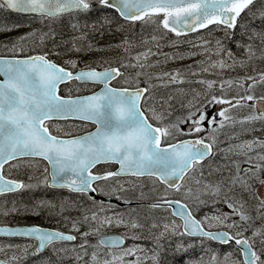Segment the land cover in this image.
Wrapping results in <instances>:
<instances>
[{
	"label": "rangeland",
	"instance_id": "obj_1",
	"mask_svg": "<svg viewBox=\"0 0 264 264\" xmlns=\"http://www.w3.org/2000/svg\"><path fill=\"white\" fill-rule=\"evenodd\" d=\"M93 2L97 3L98 0H92ZM253 10L250 9L248 12L249 16L247 14L242 22L243 26L237 29L240 36L249 38L254 30L260 32L262 30L261 28H264V20L262 19L256 22L258 26L245 25V22L255 20L260 16L258 11L253 12ZM3 11V8H0V51H5L1 49L3 47L11 49L19 38L27 36L28 38L26 40L16 43L15 53H19L22 47L26 52H39L45 47V42L49 40V37L55 38L58 32L62 33L63 39L58 41L59 45L56 46L59 48L60 53L63 52V55L59 59L61 62L76 61V67L87 66L90 68L108 67L112 65L119 66L125 73L123 76L125 84L130 86L144 82L150 83L154 89L149 95L148 109H154L158 116L162 115V119L159 120L160 123H168L165 124L166 126L176 124L182 130L176 133V136H171L173 140L184 137L186 132L184 125L191 123V121L186 123L180 122L181 119L187 116L190 110V101L197 106L207 105V101L213 95L217 97L221 96L225 99L235 98V95H239V98L251 95L255 99H264V83H255L256 85L254 87L248 89V85H246L248 82L245 80L246 77L252 76L264 69V56H260V60H244L240 59L241 56L237 55L234 51H231L236 61L234 67L220 69L219 66L215 68L210 66L213 62H217L221 58L227 64H233V60L229 59L227 55L221 57L230 51L229 47L226 48L224 46V54H220L216 58L211 56V53L216 50V52L220 51V48L218 49V46L217 48L208 47L212 43L216 42L214 44L216 45L217 41L222 42L226 38L228 40L235 39L238 36L237 31L232 32V30L225 31L221 30L222 28H213L211 31L201 35L175 38L174 36H167L166 31L161 28L151 27V24H158L160 21L157 16H153L151 18L147 17L139 25H136L145 28L141 36L137 38V34L130 35V31L132 30L130 29V24L124 26V24L117 23V31L114 30L116 24L111 22L114 20L111 18L105 20L110 23L100 21L102 23L101 34H104L106 40L103 41L104 43H101V39L98 36H96V39L92 38L94 40L93 42H86L87 29H93L94 26H89L90 20L84 22L80 20V16L77 14L49 20L43 17H35L37 22L34 23L33 18L13 22L16 19L2 14ZM100 14L106 15L103 12ZM96 17L99 18V15ZM247 17H249L248 20ZM36 25L43 28L38 35L33 36L34 32H32V27ZM73 25H76V27L74 28ZM77 27L81 31L80 36H85V40H79L78 37L69 36V33ZM7 29L11 30L9 31ZM132 32H136V30L134 29ZM242 32H246L247 34L244 35ZM229 33L232 34L229 35ZM153 37H156L158 43L161 42L163 47H159L155 53H150L147 59L141 56L140 64L143 65L141 67L134 57L146 52L147 49L145 47L152 46L151 48H154L158 46V44L154 45L156 40ZM131 41L136 42L131 43ZM138 41L140 42L138 43ZM10 49H7V51L14 53ZM66 64L69 65L68 63ZM204 68H208V71H203L202 69ZM166 73L173 75L179 73V75L176 81L172 82L170 81V77L165 75ZM197 79L199 81H195ZM228 80H239L244 83V87H238L234 83L231 87L225 84L224 91H221L216 86L209 90L205 84L200 83V81H215L219 83ZM249 83L252 84V81H249ZM198 89L202 91L201 95L197 92ZM240 89L241 92L239 93ZM185 90H191L185 93V96L187 95L189 99L182 101L179 97L184 94ZM252 101L241 100L240 106L231 108L227 104H211L203 108L207 117L211 118L215 116L217 122L221 119L218 115L220 110L224 107L229 108L226 115L230 116L231 119L225 120L221 126L219 123L209 125L208 119L206 118L202 125L205 131L200 133L191 131L195 135L201 134L210 140L213 139L218 145V154L212 160L198 167L188 177V181L185 185L183 184L179 192L164 189L162 186L157 185L158 183L154 179L145 178L144 180H134L130 178L115 179L100 183L97 186L99 193L105 197H114L127 201H134V199L130 198L134 193V198H140L147 203L160 200L161 196L164 195L170 197L180 196L187 200H192V197L196 195L192 194L193 187L196 186L194 179L200 178V183L198 184L197 182V185L202 186L205 181L209 185H213L214 182L221 180V191L217 196L210 195L205 190V187L201 188L204 193L205 191L208 192L210 199L206 200L205 203L203 201L192 202L194 213L196 212V216L202 218L207 226L212 228H226L225 225L233 221L239 223L238 220L232 219L235 215L228 212L229 208L227 204L232 203L237 206L243 204L246 214L252 217V220L249 221L250 226H248L247 231H244V226L232 229L235 233L237 231H244V235L250 237L254 231L250 229L256 224L261 223L259 225L260 229L264 228V219L259 215V212L263 211L264 208L261 207V200L256 195V188L259 186L260 181L264 179V159L260 158L264 156V147L253 145L252 150L249 151L246 148L241 150L236 147L246 142L232 143L233 140H240L243 134H245L244 138L246 140L250 141V139H254L256 136L258 141L264 142V119H247L250 116L261 114L256 111L251 103ZM184 107H187V110ZM83 128L84 126L76 124L56 126L57 131L62 134L78 133ZM173 131L175 130L173 129ZM255 148H260V152L253 153L252 151ZM237 157L240 158L242 164L238 171L233 167L238 166L239 162L236 161ZM245 165L252 166V168L242 172L241 169ZM257 165L260 166L259 169L255 167ZM210 166L215 169L212 170ZM45 170L41 164H37L31 170V174L37 179L35 181L36 186L47 179ZM218 172H225L230 176L229 178H224L225 183H229V185L224 184L222 178L215 177ZM238 174L246 182L232 184L233 178ZM207 178H214V180L208 181ZM199 189L196 188V190L200 191ZM30 193L32 192H27L13 201L6 197L0 198V224H36L43 221L45 223L42 224L53 227L73 229L72 224L76 222L79 231L73 230L78 232L82 236V239L76 244L52 246L43 255L37 253V247L32 242H28V244L0 243V258L8 261L9 264H21L20 261L29 258V256H32L31 264H103L105 259L111 258L110 251L115 255H119L122 251V249L109 250L101 245L99 237L108 233H121L129 239H132L130 245L126 248H137L136 255L125 257V261L135 260L139 257V264H208L206 259L199 262H187L185 260L184 262L174 258L173 254L183 247L179 244L180 237L178 236H180V226L178 222L169 219V216L170 218L172 216L168 210L153 208L147 203L141 206L120 208L115 203L105 205L101 202L93 203L92 208L88 209L79 204L81 197H71L62 192L50 193L48 190L37 195ZM208 207H214V210L208 209ZM60 210L63 211L61 212ZM93 212L99 214V219L96 221H85L84 217H90ZM221 213L228 214V217L223 219V222H218L217 219H213V217L220 216ZM104 217L111 218L113 224L99 227V230L96 231L95 229L98 227L100 219ZM205 217L208 219L206 220ZM119 219H122L124 224L116 226L115 221ZM133 222L138 227L132 228L125 226ZM165 225L169 226L168 229H165ZM174 231L178 235L175 238L178 247L175 250L173 248L165 250V235L166 233L174 234ZM86 232L89 235L84 236L83 233ZM137 240H144L145 244H140ZM85 242L86 245L82 248L81 244ZM254 246L261 257L264 258V244L261 243L259 236L256 238ZM162 251L168 252L164 254ZM93 254L96 256L95 262L92 259ZM231 257L233 256L228 255V258ZM216 264L231 263L226 258Z\"/></svg>",
	"mask_w": 264,
	"mask_h": 264
},
{
	"label": "snow or ice",
	"instance_id": "obj_2",
	"mask_svg": "<svg viewBox=\"0 0 264 264\" xmlns=\"http://www.w3.org/2000/svg\"><path fill=\"white\" fill-rule=\"evenodd\" d=\"M92 0H0V8H8L15 12L35 14L41 17L55 18L72 12H87L90 10ZM104 7L114 9L121 17L129 21L143 20L145 17L160 16L159 23L169 32H174L177 36L187 32H195L198 29L206 28L210 24L222 26L221 30L235 29L237 19L245 9L254 3V0H98ZM264 20V12L260 13ZM75 28L76 25H73ZM11 30V29H7ZM232 33H229L231 35ZM28 37H21L16 41L26 40ZM258 38L264 43V30L253 31L249 39ZM155 39V37H153ZM16 43L10 49L16 52ZM217 46L223 51L220 41ZM245 47L248 58L256 55L253 46L240 45ZM22 50V49H21ZM79 50V49H77ZM264 53V49H261ZM151 49L140 53L134 59L140 64V57L147 59ZM217 52L216 55H220ZM233 64H227L221 58L213 62L210 66L220 69L234 67L236 64L233 53H225ZM71 68L76 67V61H66ZM128 66V65H122ZM135 66V65H131ZM143 67L142 64H140ZM208 71V68L202 69ZM122 75L118 68L96 71L87 68L79 72L73 71L57 65L47 59V55L29 56L26 59H0V196L6 193H14L19 190L29 188L22 181L8 179L4 175V166L10 161L20 158L40 157L47 160L53 167L52 187L68 188L77 193L96 192L93 185L101 180H108L111 177H119L125 174L134 176H155L161 183L166 184L169 189L179 192L181 181L184 176L200 164L212 152V143L207 142V137L196 138L194 140H181L178 143L168 144L161 147V140H167L182 130L178 125L173 124L163 127H154L140 105L143 100L147 103L145 93L147 88L137 86L134 90L116 89L110 87V83L117 76ZM170 81L175 82L179 73L175 75L166 73ZM77 80L82 82H92L102 85L100 92L91 96L62 99L57 94L59 85L67 81ZM246 81L264 83V73L260 74V79L246 77ZM206 85L207 89L214 86L224 91V85L231 87L234 83L238 87H244V83L239 80H228L224 82L200 81ZM248 85V89L252 87ZM251 95L242 96L239 99H225L213 95L207 101L211 104H227L229 108L240 106L241 100H254ZM207 105L197 106L189 102V112L181 119V123L191 121V130L195 133L205 131L203 122L208 119L209 125L219 123L223 125L225 120L231 119L226 115L229 108L219 112L221 117L217 122L216 117H207L203 108ZM152 118L157 121L162 119L154 109ZM56 117H76L83 121H91L97 125L96 131L82 137L60 139L50 134L44 122ZM248 120L264 119V113L250 116ZM173 129L175 131H173ZM253 145L264 147V142L251 141L236 146L243 150H252ZM264 159V156L260 157ZM115 161L120 165L119 170L107 172L104 175L94 174L91 170L101 162ZM259 169V165L255 166ZM71 175H68V174ZM244 183L239 174L233 178L232 184ZM43 183H48L47 180ZM199 183V182H198ZM264 184V180L261 181ZM205 190L212 196H217L221 188L216 185H205ZM190 191V190H189ZM199 199V198H197ZM164 205L171 207L175 205L172 215L183 220V231L180 235L199 236L209 240H219L223 243L234 241L239 246V253L243 257L242 264H264V258L255 249L256 238H261L264 244V228L256 229L250 237L244 235L248 230L249 221L252 220L244 211V205L239 206L228 203L231 213L239 218V223L233 221L225 226L229 229L244 226V231H237L235 234L229 232L212 233L205 230L203 221L197 220L189 210L187 204L179 200H168L166 195L161 196L160 202L153 204V208ZM261 207L264 208V197L261 198ZM264 219V211L259 212ZM228 214L221 213L217 219L223 222ZM85 221H96L99 214L93 212L92 215L85 216ZM207 220L208 218L205 217ZM113 220L108 217L100 219L98 227L109 226ZM116 226L124 224L122 219L115 221ZM132 228L138 227L136 223H131ZM165 225V229H168ZM76 231L79 229L76 222L72 224ZM0 233L10 236H22L37 241V252H42L49 245L57 241H74L76 236L65 234L60 231L44 230L38 226L24 228H0ZM175 234V231H174ZM84 236L89 233H83ZM100 243L107 249L122 248L123 237L108 238ZM85 243L81 244L84 248ZM137 248H123L119 255L112 254L111 258L105 259L103 264H139V257L135 260L125 261V257L135 256ZM93 261L96 256L93 254ZM216 258L212 261L215 264ZM4 264V261H0ZM240 264V262H237Z\"/></svg>",
	"mask_w": 264,
	"mask_h": 264
},
{
	"label": "flooded vegetation",
	"instance_id": "obj_3",
	"mask_svg": "<svg viewBox=\"0 0 264 264\" xmlns=\"http://www.w3.org/2000/svg\"><path fill=\"white\" fill-rule=\"evenodd\" d=\"M106 13V15H102L100 13ZM111 11L109 8L104 7L102 5H100L98 2H93L91 3V7L90 10H88L87 12H81V18L80 20H82L83 22L86 20H90L89 21V26L92 27L94 26V28H88V32L86 33L87 35V40L86 42H93L94 40H92V38L96 39V36H98L101 39V43H104L103 41L105 40V36L104 34H101V30H102V23H100V21H102L103 23H110L109 21H105L108 19H111V15H110ZM97 15H99V18L96 17ZM103 17L104 20H103ZM61 18V16L55 17V18H45L46 20L49 19H59ZM97 18V19H96ZM96 19V20H95ZM112 22V21H111ZM81 31L78 29L76 34L79 39L81 40H85V36H80ZM63 39V34L58 32L57 35H55V38L53 37H49V40L45 42V47L42 49V51H33V52H26L24 50V48L22 47V50H20L19 53H9L7 51V49L10 48H6V49H2L5 51H0V57H14V58H25V57H29V56H33V55H38V54H43V55H47V57L51 60L54 61V63H56L57 65H60L66 69H69L71 71H77L80 69H86L87 66L84 67H75V68H71L70 65H67L64 62H61L59 59L61 57V55H63V52L60 53L59 48H57L56 46L59 45L58 41H61ZM31 51V50H30ZM84 65V64H83ZM90 68V67H87ZM106 67H99V68H91V69H103ZM119 69V68H118ZM120 72L122 73V75L117 76L114 80L111 81L110 85L116 88H127L130 89V86L128 84H125L124 80H123V76L125 75L122 69H119ZM0 80H3V77L0 76ZM127 83V82H126ZM102 85L100 84H88L82 81H77V80H71V81H67L65 83H62L59 85V88L57 90L58 95L61 96H78V95H85V94H91V93H95L97 92ZM148 89H150V86H147ZM74 123L76 125L79 126H84V128L79 131L78 133H81L83 131H85L87 128H85V124L84 122L79 121L77 122H73V121H68V122H59V121H47L45 123V126L48 127V129L57 135H63L62 133H60L59 131H57L55 125H65L66 123ZM218 147L217 145H215V154L214 157L218 154ZM213 157V158H214ZM212 158V159H213ZM233 160V159H232ZM236 161H238V166H233L236 170L239 169V167L242 165L241 164V160L239 157L236 158ZM37 164H41V166L44 168L45 170V174L47 177V181L49 182V174H48V166L46 164V162L43 159L40 158H31V157H27V158H20L17 160H13L10 161L9 164H6L4 166V175L8 178V179H12V180H17V181H22L23 183L27 184V185H31V187L29 188H25L22 190H19L17 192L14 193H6L1 197H6L9 198L10 200H14L18 198L19 194L22 193H27V192H32L30 194H40L45 190H48V188L50 187L48 185V183H39L37 184V186L35 185V181L37 180L32 174H31V170L34 169L36 167ZM108 166L105 165L104 169H106ZM210 168L212 170H214L215 168L211 167ZM249 168H252V166L249 165H245L242 167L241 171H246ZM222 173V172H219ZM264 180V179H262ZM261 180V181H262ZM260 181V184H261ZM50 192V191H48ZM83 202H80V204H82ZM9 224H15V225H27L29 223H9ZM63 231H71L76 235V240L74 243H78L80 241L81 237L77 232L71 230V229H62ZM1 243H5V242H12V243H27L28 242H32L34 243V245L36 246V243L34 241L28 240L24 237H15V238H6V239H0ZM128 242V240H127ZM55 246H59L58 244ZM211 247H212V251H217L219 249L222 248V246L211 242ZM220 255H223L224 253L219 251ZM238 261V260H236ZM21 264H31L32 263V256H29V258L27 259H23V261H20ZM237 264V263H236ZM242 264V263H240Z\"/></svg>",
	"mask_w": 264,
	"mask_h": 264
},
{
	"label": "water",
	"instance_id": "obj_4",
	"mask_svg": "<svg viewBox=\"0 0 264 264\" xmlns=\"http://www.w3.org/2000/svg\"><path fill=\"white\" fill-rule=\"evenodd\" d=\"M96 94V93H95ZM93 95V94H92ZM88 96H91V95H88ZM82 97H87V96H82ZM82 97H75V98H62V99H76V98H82ZM258 108L260 109V110H263L264 111V100H262V101H259L258 102ZM56 118H58V119H79V118H76V117H68V118H63V117H56ZM91 122V121H90ZM96 131V129L94 130V131H92V132H90V133H93V132H95ZM87 134H89V133H87ZM87 134H85V135H87ZM85 135H82V136H85ZM82 136H79V137H82ZM78 137V136H77ZM71 138H76V137H71ZM61 139V138H60ZM64 139H70V138H64ZM109 162H115V161H109ZM116 163V162H115ZM50 164V163H49ZM119 165V164H118ZM50 167H51V175H52V172H53V167H52V165L50 164ZM119 168H120V165H119ZM119 168H118V170H119ZM68 175H71L70 173L68 174ZM125 175H129V174H125ZM89 193V195L91 196V197H93V198H96V193L95 192H88ZM172 207H173V209L175 210V205H172ZM45 230V229H44ZM3 233H0V235H2ZM108 238H118V236H110V237H107V238H104V239H108ZM103 239V240H104ZM238 246V245H237ZM239 247V246H238Z\"/></svg>",
	"mask_w": 264,
	"mask_h": 264
}]
</instances>
